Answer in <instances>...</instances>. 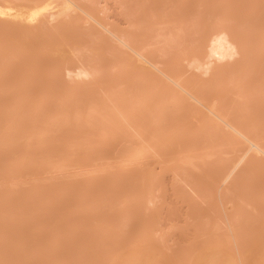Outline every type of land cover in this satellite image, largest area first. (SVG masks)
I'll use <instances>...</instances> for the list:
<instances>
[{
    "label": "rangeland",
    "instance_id": "obj_1",
    "mask_svg": "<svg viewBox=\"0 0 264 264\" xmlns=\"http://www.w3.org/2000/svg\"><path fill=\"white\" fill-rule=\"evenodd\" d=\"M198 1L199 3L205 2V0H202L203 2H201V0H101L100 3L97 1L99 5L90 6L88 9L109 31L116 30V32L119 31L121 35L124 33V36H126L127 34L126 37H128V35L131 36L132 39L130 40L131 37H129V40L135 42V44H133V42L131 43L136 45V49H141L139 50L140 53L141 51L143 53V55L142 53L141 55L143 57L145 56L144 58L147 60H151L152 63L154 62V64H160V66H157V64L156 66L159 69L161 68L162 71V68L166 67V71L171 73L169 67L171 68V65H175L172 67V74H169L172 75V77H179L181 81L184 79V82L187 81V83L195 87V89L200 86V82L198 83L199 86L194 85V81L197 78L202 80L206 76V80L204 79V81H207L210 75H204L201 72L197 73L194 69L191 70L189 67L190 64L188 66V63H190V60H192L195 54H199L202 58L206 53V49L208 51V45L205 44V42H209L211 38L210 35L212 36L213 32L216 33L225 29V26L231 29V33L233 28V33H236L235 31L238 30V34H240L241 28H245L244 30L246 31L242 29L243 35H245L244 38H251L247 40L248 42L245 41V43H248V46L246 45L247 53L245 57L243 55V58H241V60L243 59L242 62L240 60V63H243V68L240 70H243L241 72L234 69L233 75L238 73L240 78L246 77L247 79L245 78V80H249L250 83L253 82L255 86H252V84L249 85V81L247 82L250 88L249 96H246L248 87L241 86L240 84L242 82L239 84L241 86L240 89H246L244 98L238 96V94H240V96L243 94L240 93L241 90L237 89L239 86L230 87L229 90L234 88L231 90L233 94L230 93V91L225 93V99H228L227 101L230 100V104L228 102L229 106L226 105L227 101L225 99L222 104H225V107L228 109H236L237 111L244 106L241 108L239 114L242 115V111L244 114L248 111L246 115L249 116L250 119L252 115L256 116L262 110L257 113L256 108L250 105L254 108L255 113L254 111L250 112V106L248 105L251 102L253 103L252 100L256 99L257 95L261 94L262 97L264 95V92L263 94L261 92L262 90L258 91V88L264 87V85L260 86L264 81L261 82L260 80L261 83L257 84L255 81L256 78L253 79L251 76L250 80L249 77L244 76L245 74L249 75L252 71H255L254 73L256 75L258 73V71L256 73V70L264 66L261 63L264 61V58H260V63L257 62L261 65V67L256 65L257 68L260 67L258 69L253 67L251 61L253 57H259V55L264 53V40L262 41V38L264 39V16L262 17L263 20L262 18H259L260 20L257 18V15H264V0H248L249 2L247 0H215V3L209 0L212 1L211 4H214V6H211V4L208 5L209 9L204 7V3L201 5L203 8L201 6H199V8ZM209 1L206 0L205 4L207 5ZM216 2H219V5L223 3V7L226 6V12L222 6L218 7L222 9V12L219 11V9L216 8L218 5ZM2 3V0H0V264H115L116 262L114 263V260H118V257L124 259L128 254L132 255L134 251H139L141 247L142 250L145 248L146 250L149 249V251L152 248V252L146 250V252L141 251L142 254H144L143 252L149 255L151 253V255L155 257V264H190V258L194 255L196 250H199L198 248H200V246H202L200 249H203L204 243L206 245L208 242V244L213 243V246L218 247L220 245L221 249L224 247L222 249L223 253L227 251L228 253L226 252V254L231 255L232 259H234L237 264L240 256L243 257L244 255L248 260L253 257L252 254H254V257L258 256L259 252L257 249L262 246L261 243L264 245V243H260L259 240L260 238L264 241L263 184L258 185V183L256 184L253 182L257 187L261 186L260 189H258L251 183L253 181L251 178L254 176L253 172L250 173L247 171L248 173L246 175L248 176L249 174V176L244 177L246 170H250V167H252L248 164V169H243L245 172L242 171L239 175L237 173L241 171L236 172V170L235 175L237 174V176L233 177L232 175L233 178L240 176V178L236 179V181L238 180L237 182L240 181L239 179L243 178H248V180H241L242 184L239 182L236 188H232L235 186L232 182H235V179L231 177L229 182L232 184H228L232 186H227L228 184L224 185V189L221 186V179L225 176L224 174L228 172L227 166H229L230 169L231 163L238 160V158L244 154L248 147L247 144L240 141L237 136L232 134L229 130L224 133L227 129H223L224 127L221 123H219L223 127H221V129L218 124L215 125V120H212L211 116H209V114L207 115V112L202 110V108L200 109V107H197V112L202 110L203 113L201 111V115L206 117V119L211 118V121L214 122H208L206 129L200 130V126L198 124L195 125L197 122H194L192 125V122L195 120H190L188 124L191 122V128L188 127L191 129V133L193 131L192 128L195 127V134L192 133L191 135L190 133V135H188L189 133H185L189 132L182 128L184 127L183 124L186 126L188 125L185 119L189 120V112L192 111L193 113V111H196L195 107L197 105L177 91L178 89L175 85L171 84V82L164 77L162 78L160 74H158L159 72L148 63L139 59L131 53V51L129 52L127 48L116 41L114 42L115 39L106 30L98 27L94 22L87 20L79 12L71 13L69 19L51 22L48 15L54 10L47 11L46 15H43L38 10L33 11L30 9L31 7L28 5L19 4L5 7ZM258 4L261 7H256ZM183 5L185 8H182ZM229 5L230 9H233L230 12H233L232 14L228 12L230 10L228 9ZM187 7L189 8L188 10H183ZM204 8L210 11L208 14L218 11L219 15L217 13V15L205 14ZM253 8L257 11L256 13ZM260 8L263 11L262 13H260ZM158 9L160 11L156 12ZM181 11L187 12L182 13L187 17L186 20L180 15ZM156 13L159 16H157ZM254 13L255 15H253ZM220 14H222V16ZM225 14L227 16L232 15L233 17H230L234 19H229L230 17H227ZM166 16L172 19L169 20V18H167L170 23L166 19ZM193 16H196L198 20ZM199 16L200 18L202 17V20ZM242 16L249 19L247 21L245 20L246 22H244V24H241V22L246 18L243 19ZM156 17L159 19L157 20ZM163 17L164 19H162ZM251 17H256L259 22L261 21L260 26H258L257 22L255 26L254 21L256 19ZM180 18H183V22ZM138 21L141 22L139 23ZM213 21L219 25L215 24ZM219 21L222 26L224 25L223 27L220 25ZM232 21L235 23L234 25ZM66 22H71L70 27L65 29L57 27V25ZM158 22H160V24ZM163 22L169 23L170 25L166 24L171 28H166L164 25V27L161 26ZM177 22L179 24H177ZM155 23L158 24L156 25ZM171 23L175 24V26H171ZM192 23H195L197 27L191 26ZM230 23L232 24L229 26ZM158 25L161 26L159 27L160 29ZM206 25L209 28H207ZM235 25L238 26L236 27L237 29H235ZM155 27H157L156 31ZM177 27L178 29L180 28L182 32H185L187 28L184 34L189 36L187 37L185 35V37L178 29L175 30ZM203 27H205V31L206 28L208 31L202 32L201 30H203ZM161 28H165V31ZM190 28H193L194 31L196 30L195 35H193L194 33ZM29 29L30 32L28 31ZM169 29L171 30L169 31ZM188 29H190L192 33H190ZM254 30L255 32H252ZM168 31L170 32L167 34L168 37L174 33L169 37L171 40L166 37ZM176 31V34L180 33V35L185 37H181L183 43L181 39H178V35V37L175 36ZM247 32H249V34ZM160 33V38L166 37V39L171 41L170 44L176 39V42L173 43L175 47L173 46L174 48L172 47L171 49L172 45L167 42L168 40L164 42L166 39L162 41L168 43L167 45L165 44L167 48L163 47L165 45H162V41L157 35ZM200 33H202V35ZM206 35H208L209 38ZM246 35L251 36L247 38ZM199 36L203 38L202 42H200L201 39ZM184 39L185 41L187 40V43ZM197 39L200 40L198 41ZM195 42H200L201 44L196 45ZM175 43H177L176 45L178 46H176ZM203 43L206 45L204 49L202 48ZM77 46L93 49L94 51L92 52L90 50V52H92L90 54L89 51L86 52V54L83 52L82 54L84 57L81 55L78 59L74 54ZM196 47L201 48L195 50L194 48ZM164 48H166V50ZM180 51H182V54H180ZM188 51L190 53H187ZM161 54H163V56ZM185 54H189V56ZM262 56L264 57V55ZM249 57L252 59H249ZM258 60L259 58L256 59V61ZM79 61L81 63L84 62V65L89 62L87 64L91 67L95 65V68L101 72H99L100 77H96L92 80L85 79L83 81L76 78L73 79L72 77H70L72 78L70 79L69 76L67 77L66 71L74 70L76 66L80 64ZM233 62H235V60ZM233 62L231 64H233ZM253 62L255 65V60ZM223 63L225 65V61ZM245 63L247 66L248 64L250 66L247 67ZM227 64L228 62H226V65ZM226 67L227 66H225V68ZM261 72L263 71H260L258 74H261ZM258 74L256 76H258ZM195 75H197V78ZM233 77L235 78V75ZM263 77L262 75V80H264ZM125 78L128 79V84L130 83L128 85L130 86L129 90L128 86L125 87L127 85V79ZM191 78L196 79L191 82ZM237 78L236 75L235 79L239 81ZM261 78L259 77L257 80ZM257 85L260 87H257ZM122 88H124V90ZM174 88H176V90H174ZM252 88L256 91H252ZM121 90L125 92V94H123ZM107 91L110 93L108 96ZM127 91L131 94H128ZM175 91L180 93V96L178 94L176 95ZM145 93L149 96L147 94L145 95ZM235 93H237V95H235ZM127 95L130 97L133 95L134 101ZM181 95H183L184 98ZM212 95L210 94L209 96ZM163 96L164 98L166 97V101L162 99V102L161 98H163ZM171 96H178L177 98L180 99L181 97L182 100L186 99L185 101L189 102H187L188 104H183L184 101L183 103L181 102V105L178 106V111V109L174 107V101H171L173 100ZM235 96H238L236 98L237 100L234 98ZM252 96L255 98L252 99ZM261 96L259 95L258 98ZM144 97L146 102L143 101ZM262 97L261 99L263 100L264 97ZM245 98L248 100L251 99V101L244 100ZM127 99H129L130 102H128ZM136 99L139 101H135ZM140 99H142L143 102ZM260 100L258 99V101ZM243 101H247L248 105ZM258 101L256 99L255 102L258 104ZM111 102L119 105V108L117 105L111 107ZM238 102H241V105H239ZM262 102L264 103V100ZM193 104L195 106H193ZM257 104L253 105L256 106ZM127 105L129 106L127 107ZM230 105L233 106V108H229L231 107ZM258 105H260V103ZM245 106L249 108H246V110ZM113 107L117 108V112L122 110L120 115L115 112ZM182 107L185 108L186 111H189L187 108L190 109L189 112L184 111L188 113L186 114V116L188 115L187 118L184 117L185 114L178 113L181 112L180 110H182ZM68 108H72V110ZM129 108L133 112V117L131 115L130 118L131 123L133 125H137L138 123L140 126V131L137 136L133 135L130 132L131 130L127 128L124 122L121 123L119 118V116ZM259 109H262V107H259ZM259 109H257V111H259ZM112 110L116 114L110 112ZM68 112L70 114H68ZM72 112L75 114L74 117ZM158 112L159 114L161 113V116L158 115ZM204 114H206V116ZM262 114L261 116L264 117V112H262ZM157 115L158 120L160 117L161 123H159L160 121L156 122L155 117ZM166 116H168L167 120H165ZM174 116L178 118H174ZM259 116L260 115L257 117L259 118ZM172 119H176L177 121ZM88 121L91 122V125L88 124ZM162 121L163 125L161 126ZM255 121H258V119L253 117V122L255 123ZM258 122L261 124L260 121ZM141 123L143 124L140 125ZM168 123L171 126H169ZM174 123L175 126H178V128L176 127L177 129L174 128ZM177 123L178 125H176ZM179 124H181L182 127L179 126ZM211 124L213 125L212 127L209 126ZM262 124H264V122ZM208 126L209 128L217 126L218 128H214V130H219L216 132L213 130V132L216 133L217 137L219 136V139L223 138L221 144L224 145L221 146L219 144V139L214 138L215 141L217 140L218 142H216V144H219V146H216L218 148L214 149L215 151L220 149V152L218 151L220 155L217 154L219 156L215 154L218 152L210 150V145H212V143H210L209 146V143H206L210 141L205 140L208 136L207 132L212 130H207ZM170 128L174 129L171 131ZM198 128L201 134L196 133ZM178 129L181 130L180 133L177 131ZM222 129L225 131L223 132ZM29 130L31 132H29ZM163 130L166 133L163 132ZM168 130L170 132H168ZM174 130H176V133ZM172 132L174 133L173 135ZM223 133L226 134L225 137H223ZM27 134H29L30 137H27ZM164 134L168 135L164 136ZM160 135H162V137ZM231 135L234 136L231 137ZM262 138L261 145L264 144V142L262 143V141H264V135ZM143 139L146 141L148 140L147 142L153 145V147L151 146L153 149L149 151L148 147L146 153L149 152L147 154L144 153V157H141L142 159L140 158V160L138 159L136 162L134 161L129 164L121 165L124 156L129 155L131 149L133 151V149L141 147ZM226 139L229 142L226 143ZM235 141L240 144L238 145L237 142L234 143ZM163 142L167 144L164 145ZM195 142H200V146L197 147L199 145L198 143V145L196 144L197 146L194 145L193 143ZM228 143H230V145ZM162 144L163 146H160ZM191 144H193L194 147ZM189 145L193 147L190 152L188 150L191 149V147L188 148ZM225 145L230 147H225ZM242 145H246L247 147L244 146L246 149H244ZM214 146L211 148L213 149ZM206 147H208V149ZM233 147L235 148L234 150ZM222 148L225 150H222ZM230 149L233 150V155H231L232 152ZM240 149L242 151L239 153ZM193 150L195 151V153H193L194 156L191 153ZM127 152L129 154H127ZM183 152L187 153L184 154ZM226 152H230V156L227 155L228 153L225 155ZM188 153L189 156H186ZM207 154L213 155L212 158L208 159L210 156ZM182 155L186 157L182 158ZM249 156H252L253 159H250V161L247 158V160L253 165L255 163L254 166L256 168L257 166L259 167V165H263V163L260 164L261 160L257 162L260 158H262V162H264L263 154L254 156L251 154L247 157ZM189 157L193 158L189 161L191 165L188 162V159H190ZM255 158V161L259 163L257 166L256 162L253 161ZM118 159H121L120 162ZM231 160L232 162L229 163ZM247 160L245 158L246 162ZM246 162L244 163L246 164ZM193 163L198 167L194 165L195 168L192 167ZM245 164H242L243 167ZM53 166H57V168L55 169ZM254 166L251 169L255 170ZM52 168L55 169L56 172L53 171ZM262 169L264 170V168ZM254 172H259L260 175H262L259 170H255ZM258 175L259 174L255 176L257 182H260L263 176H259L260 179L258 180ZM186 176H190V179ZM219 176L220 178H218ZM191 177L196 180L201 179L200 186L203 188L202 194L203 192L204 194L207 193V187L211 191V183H214L212 184V187H216L212 191L214 194L208 191V194L212 193L211 198H209L210 195L208 194L205 196L204 194H200V196L197 192L198 190H196L195 193L192 192V186H199V182L196 184L197 181L195 180L196 182H194ZM215 178H218L216 182L218 186L215 182H211V180H215ZM202 179L205 181L207 180L210 185L207 186L208 183H206V181L204 188V180ZM256 179L254 180L255 182ZM191 180L192 182H190ZM248 181H250V183H248ZM181 182H184L183 185ZM193 182L195 184H193ZM261 182L264 183V180ZM188 185L192 189L188 188ZM226 187L232 189V193H234V189H236L235 193H230V189L228 190ZM254 187L257 193H255ZM196 188L198 187L194 186V190ZM220 188L223 195H221L222 192ZM218 189L220 191L216 193L215 191ZM258 190L263 193H258ZM197 193L198 195H196ZM226 193L228 195L230 193L231 195L227 196ZM229 200L231 202H229ZM233 200L235 204L232 202ZM227 201L230 204L227 203ZM222 202L223 206L221 205ZM236 204L238 206L237 212L233 211L234 205L236 207ZM236 209L237 207L235 210ZM231 211L232 216L228 218L230 216L229 212L231 213ZM225 216L229 220H226ZM234 216L236 217L234 218ZM226 224L229 226L227 227ZM230 225L234 228H231ZM238 225L241 228H238ZM247 227L250 228L249 230L251 231V234H247L255 238L257 236L259 243L257 242V238L255 241V238L250 236L251 239H254L252 242L250 238V240L246 239L249 235L247 236L246 234V237L245 232L243 234V231H239V229L242 230ZM232 231L234 233L238 231L240 234L235 235ZM245 231L249 232L248 230ZM233 234L235 235L234 237H232ZM239 235L245 238L243 239V241L246 240L245 243L248 242L246 246L242 245V243H244L243 241L242 243L240 242L241 245L238 243V245L236 244V239L237 241L238 239H240L239 241L242 240V238H239ZM225 238H227L229 242H227V240L225 241ZM233 238L235 239L233 240ZM213 241L217 243L214 244ZM256 242L260 244V247L258 245L256 246ZM237 246L240 248H238L237 251H240L244 247L242 253L241 251L236 252ZM247 246H249L247 249L250 250L245 249ZM254 247H257V249ZM131 251H133L132 254L130 253ZM141 251L134 254H140ZM244 251H248L251 254ZM237 253H241V255L237 257L239 255ZM248 255H250V258ZM259 256L262 257L260 254ZM245 258L243 259L244 261ZM251 260L249 261L253 263L256 261L255 258Z\"/></svg>",
    "mask_w": 264,
    "mask_h": 264
},
{
    "label": "bare ground",
    "instance_id": "obj_2",
    "mask_svg": "<svg viewBox=\"0 0 264 264\" xmlns=\"http://www.w3.org/2000/svg\"><path fill=\"white\" fill-rule=\"evenodd\" d=\"M97 1H98V3H100V1L101 0H2V4L3 5H5V7H10V6H13V5H19V4H24V5H28L29 7H31L30 9H32L33 11H36V10H38V11H40L41 12V14H43V15H46V12L47 11H50V10H54V11H52L49 15H48V18H49V20L51 21V22H58V21H61V20H66V19H69V17H70V14L71 13H75V12H79L84 18H86L87 20H90V21H92V22H94L98 27H101L102 29H104V30H106L115 40H114V42L116 41L117 43H119L120 45H122L123 47H125V48H127L128 50H129V52L131 51V53H133L135 56H137L139 59H141V60H143V61H145L146 63H148L152 68H154L156 71H158L159 73L158 74H160V76L163 78H165L166 80H168L169 82H171V84H173V85H175V87L178 89L177 91H179L180 93H182L187 99H189V100H191L195 105H197L195 108H196V111H193V113H192V111H190V109L189 108H187L189 111H186V109L185 108H183L182 107V110H180L181 112H178V113H182L183 115L185 114V118H187V116L189 115L190 116V118H189V120L188 119H185V121L187 122V124H188V121H190V120H195V121H193L192 122V125L194 124V122L196 123L195 125H199L200 126V130H202V129H206V125H208L207 123L209 122L210 123V121H211V118H212V120H215V125L216 124H218L219 126H220V129H221V127H222V125H223V129H227L226 131L225 130H223V132L224 133H226V132H228V130L232 133V134H234L235 136H237V138L240 140V141H243L245 144H247V146L246 145H244V146H246L247 147V149L244 147V149H246L245 150V152H244V154L240 157V158H238V160H236L235 162L233 161L232 162V160L231 161H229V163H231V167H230V169H229V166H227V168H228V172L226 173V174H224L225 176L223 177V176H221V177H223L222 179H221V186L223 187L224 185H227L228 183H230V184H232L231 182H229V180H230V178L232 177V175H233V177L234 176H237V174H241L242 173V171H244L243 169H248V164H249V166H254L255 165V163H254V165L250 162L251 160L250 159H253L252 158V156H249V157H247L248 155H257V154H263L264 155V147H263V145H261V140L263 139L262 138V136L264 135L263 133H264V127H263V125L264 124H262L263 122H264V117L263 116H261V114H262V112H264V108H263V106H264V103L262 102L263 100H264V95H263V97L261 96V94H259L262 98H263V100L261 99V97L260 98H258V96L259 95H257V101H258V99L262 102H260V101H258L259 103H260V105H258L255 101H256V99H254L255 97L254 96H252V99H254V100H252L253 101V103L251 102L249 105H248V103H247V101H251V99L250 100H248V99H244V100H247V101H245L246 103H247V105L248 106H253L254 108H256V112L258 113V112H260V110H262L259 114H257L256 116L254 115H252V117L250 118V119H252V120H250L249 119V116H247L246 114H247V112L244 114V112L242 111V115L241 114H239L240 113V110H241V108H243V107H241L240 108V110H236L235 108V110H232V109H228L227 107H225V104H222L223 102H224V99H225V93H228L229 91H230V93H232L233 94V91L231 92V90L232 89H234V88H231V90H229V88L230 87H236V86H239V87H237V89H239V90H241V94H242V96H240V94H238V96L239 97H243L244 98V95H245V90H244V88H241L240 89V87L241 86H243V87H245V86H247L248 87V81L249 80H245V78H240V76H238V73H236V74H234L235 75V78H236V75H237V80H239V81H236V79L233 77L234 75H233V70L234 69H237V70H239V71H241L242 72V70H240L241 68H243V63H240V60H241V58H243V55H244V57H245V55H246V53H247V46H248V43H245V41L246 42H248L247 40H249L250 38H249V36H251V35H246V37L247 38H249V39H245L244 38V36L245 35H243L244 33H243V30L245 29V28H241V31H240V34H238L237 32H239L238 30H236L235 32L236 33H233L234 32V28L232 29V33H231V29H229V27L228 26H225V29H222V30H220V31H218V32H216V33H214L213 32V34H212V36L210 35V39H209V44L207 43V42H205V44H207L208 45V51H207V49H206V53L204 54V56L201 58V56H199V54H195V56H193V58H192V60H190V58H189V60H190V63H188V66H189V64H190V69L191 70H193L194 69V71H197V73L199 72H201L202 74H204V75H210L209 77L210 78H208V80L207 81H204V79L206 78V76H205V78L204 79H199V78H197V75H195L196 76V80H198V81H196L195 79H192L191 80V82L193 81V80H195L194 82L197 84H195L194 83V85L195 86H199V88H197V89H199V90H197V89H195V87H192L191 85H189L188 83H187V81L186 82H184L185 80L183 79L182 81L180 80V78L179 77H177L176 75V77H172V75H170V74H172V67H174L175 65H171L172 67L170 68L169 67V69L171 70V73L169 74L168 73V71H166V67L165 68H162L163 69V71L161 70V68L159 69L157 66L159 65L160 66V64H158V63H155L154 64V62L152 63L151 62V60L149 61V59L147 60L146 58H144L142 55H143V53H142V51H141V53H142V55H141V53H140V51L139 50H141V49H139L138 50V48L136 49V45H133V44H135V42H133V40L132 41H130L131 39H132V37L131 36H129L128 35V37H126L127 36V34H126V36H124V33L121 35V33L119 34V31L118 32H116V30H114V31H109L107 28H106V26L103 24V23H101V22H99L98 20H97V18H96V16H94L91 12H90V10L88 9L90 6H94V5H96V4H98L97 3ZM209 1V0H208ZM213 2L215 1V0H212ZM212 1H209V3L206 5L205 4V2H206V0H205V2H203L202 0H201V2H203L204 3V7H206L207 9H209V7H208V5H210L211 4V2ZM232 1V0H231ZM248 1V0H247ZM249 2V1H248ZM198 3H199V1H198ZM203 3H199L198 4V7L199 6H201V5H203ZM215 3V2H214ZM218 3V5H217V9H219V11H221L222 12V9L221 8H218L219 6H222L223 7V3H221L220 5H219V2H216V4ZM195 4H196V1H195ZM231 4V3H230ZM99 5V4H98ZM225 5V4H224ZM161 6V5H160ZM211 6H214V4H211ZM157 7V6H156ZM202 8H203V6H201ZM225 7L226 6H224L223 7V9H224V11L226 12V10H225ZM229 8L228 9H230V5L228 6ZM256 7H261L259 4H258V6L256 5ZM158 8V7H157ZM161 8V7H160ZM182 8H185L184 7V5H183V7ZM200 8V7H199ZM206 8H204V12H206L205 14H208L210 11L208 10L207 11V9ZM212 8V7H211ZM153 9L155 10V8H154V6H153ZM189 8L187 7L186 9H183V10H188ZM221 9V10H220ZM228 9H227V11H228ZM261 9V8H260ZM151 10H152V8H151ZM150 10V11H151ZM153 10V11H154ZM202 10V9H201ZM201 10H200V12H201ZM211 10V9H210ZM233 9H230L228 12L230 13L231 11H232ZM253 10L255 11V13L257 12L256 10H255V8H253ZM259 10V9H258ZM159 12L160 10L158 9V10H156V12ZM185 11H181V16H183L184 17V19L186 20V18L187 17H185L182 13H187V12H185ZM203 11V10H202ZM213 11H214V9H213ZM155 12V11H154ZM199 12V13H200ZM225 12H223V13H225ZM227 12V13H228ZM260 12V11H259ZM263 11H262V9H261V12L260 13H262ZM151 13V12H150ZM161 13V12H160ZM198 13V14H199ZM203 13V12H202ZM218 14V11L217 12H212V13H210L211 15L212 14H215V15H217ZM233 13V12H232ZM232 13H230V14H232ZM255 13L253 14V15H255ZM259 13V14H260ZM153 14V13H152ZM168 14V13H167ZM205 14L203 13V15L205 16ZM210 14H208V15H210ZM245 14V13H244ZM264 14V13H263ZM156 15L157 16H159L157 13H156ZM207 15V16H208ZM219 15V14H218ZM221 16H222V14H220ZM226 15V14H225ZM247 15V14H246ZM260 15H262V14H260ZM260 15H257L258 17V19L259 18H262L264 15H262V16H260ZM152 16V15H151ZM154 16V15H153ZM171 16V15H170ZM181 16H179V17H181ZM201 16V15H200ZM200 16H199V18H200ZM227 16V15H226ZM229 16V15H228ZM227 16V17H228ZM230 16H232V15H230ZM229 16V17H230ZM149 17V16H148ZM162 17V16H161ZM173 17V16H172ZM193 17H195L196 19H197V17L196 16H193ZM206 17V16H205ZM212 17V16H211ZM211 17H209V18H211ZM220 17V16H219ZM223 17H224V15H223ZM221 17L222 19H224V18H226V17ZM233 17V16H232ZM235 17V16H234ZM157 18V17H156ZM167 18H169L168 16H166V19ZM188 18H190V17H188ZM213 18V17H212ZM216 18V17H215ZM242 18L244 19V18H246L245 16L243 17L242 16ZM251 18H253V17H251ZM159 18H157V20H158ZM162 19H164V17L162 18ZM178 19V18H177ZM176 19V20H177ZM183 19V18H182ZM181 18H180V20H182ZM194 19V18H193ZM201 20H202V17L200 18ZM199 19V20H200ZM220 19V18H219ZM229 19H234V18H229ZM242 19V20H243ZM253 19H256V17H254ZM258 19H256L254 22V25L256 26V24L258 23V26H260V22L258 21ZM161 20V19H160ZM168 20V19H167ZM169 20H172L171 18H169ZM168 20V21H169ZM174 20V19H173ZM179 20V19H178ZM184 20V21H185ZM188 20V19H187ZM198 20V19H197ZM208 20H213V19H208ZM225 20V19H224ZM224 20H222V21H224ZM226 20H227V18H226ZM235 20H236V18H235ZM234 20V21H235ZM247 20H249V19H244V21L243 22H241V24L243 23L244 24V22H246ZM260 20V19H259ZM262 20H263V18H262ZM142 21V20H141ZM140 21V22H141ZM155 21V20H154ZM165 21V20H164ZM175 21V20H174ZM190 21H192V20H190ZM194 21H195V19H194ZM204 21V20H203ZM216 21V20H215ZM215 21H213L214 23H215ZM218 21V20H217ZM231 21V20H230ZM253 21V20H252ZM139 22V21H138ZM139 22V23H140ZM151 22V21H150ZM161 22H162V20H161ZM181 22V21H180ZM182 22H183V20H182ZM193 22V21H192ZM212 22V21H211ZM210 22V23H211ZM220 22V21H219ZM236 22V21H235ZM257 22V23H256ZM154 23V22H153ZM159 24H160V22H158ZM158 23H155L156 25L158 24ZM167 23V22H166ZM164 23L163 22V24H161V26H166V28H171L170 26L168 27V25H170L169 23H170V21H169V23ZM174 23V22H173ZM173 23H171V26L172 25H174L175 26V24H173ZM176 23V22H175ZM187 23H189V22H187ZM206 23H208V22H206ZM232 23H233V25L235 24L233 21H232ZM232 23H230L229 24V26L232 24ZM70 24H71V22H66V23H61V24H59V25H57V27H59V28H68V27H70ZM152 24V23H151ZM177 24H179L178 22H177ZM182 24V23H181ZM195 23H192V25L191 26H196V24H197V22H196V24L194 25ZM200 24H201V21H200ZM202 24H204V23H202ZM209 24V23H208ZM215 24H218V23H215ZM198 26H199V24H197ZM219 25V24H218ZM220 25H221V22H220ZM228 25V24H227ZM232 25V26H233ZM236 25H237V23H236ZM235 25V29H237L236 27H238V26H236ZM240 25V24H239ZM246 25V24H245ZM247 25H248V22H247ZM252 25V24H251ZM153 26H154V24H153ZM161 26H159L158 25V28L159 27H161ZM163 26V27H164ZM173 26V27H174ZM184 26V25H183ZM200 26H202V25H200ZM207 26V25H206ZM210 26V25H209ZM222 26V25H221ZM224 26V25H223ZM222 26V27H223ZM241 26V25H240ZM244 26V25H243ZM253 26V25H252ZM251 26V27H252ZM254 26V27H255ZM108 27V26H107ZM172 27V28H173ZM180 27H181V25H180ZM186 27V26H185ZM197 27V26H196ZM227 27V28H226ZM246 27V26H245ZM250 27V28H251ZM207 28H209L208 26H207ZM207 28H206V31H208L207 30ZM211 28V27H210ZM215 28H216V26H215ZM248 28V27H247ZM246 28V29H247ZM256 28V27H255ZM160 29V28H159ZM163 31H165L163 28H161ZM176 29H178V27L177 28H175V30ZM187 29V28H186ZM186 29H185V32H186ZM190 29H192V32L194 33L193 35H195L196 33H195V31H194V29L193 28H190ZM190 29H188V31L190 32ZM243 29V30H242ZM157 30V27H155V31ZM166 30H168V29H166ZM171 29H169V31H170ZM174 30V31H175ZM179 31H180V33L181 34H183L184 36L186 35V34H184L185 32L183 31H181L180 30V28L178 29ZM182 30H183V28H182ZM200 30V29H199ZM218 30V29H217ZM29 32H30V29L28 30ZM168 31V33H166V37H168L167 36V34H169L170 32ZM202 32L203 31H205V27H203V30H201ZM205 31V32H206ZM244 31H246V30H244ZM158 32V31H157ZM162 32V31H161ZM192 32H190V33H192ZM252 32H255V30L254 31H252ZM252 32H250V33H252ZM264 32V31H263ZM177 33V31L175 32V36H177L178 37V39L180 40L181 39V37H184V36H182V35H180V33H178V34H176ZM188 33V32H187ZM248 34H249V32H247ZM247 33H245V34H247ZM163 34V33H162ZM172 34H174V33H172ZM171 34V35H172ZM189 34V33H188ZM201 35H202V33H200ZM207 34V33H206ZM237 34V35H236ZM254 34V33H253ZM158 35V37L160 38V36H161V33L160 34H157ZM160 35V36H159ZM171 35L169 36V37H171ZM199 35V34H198ZM204 35V34H203ZM163 36V35H162ZM165 36V35H164ZM187 37L189 36V35H186ZM185 36V37H186ZM207 37H208V35H206ZM129 37H131L130 38V40H129ZM154 37V36H153ZM157 37V36H156ZM157 37V38H158ZM166 37L165 38H160V40L162 41H164V39H166ZM168 37V38H169ZM176 37V38H177ZM184 37V38H185ZM200 37V36H199ZM198 37V38H199ZM156 38V39H157ZM209 38V37H208ZM2 39V38H1ZM170 39V38H169ZM169 39H166L164 42H166L167 40V42H169V44H170V40ZM201 39V40H200ZM200 42H202V39L203 38H201L200 37ZM174 40V39H173ZM172 40V41H173ZM182 41V43H183V39H181ZM198 40V39H197ZM198 40V41H199ZM206 40V39H205ZM204 40V41H205ZM264 39L262 38V41H263ZM154 41H155V39H154ZM162 41V45L164 44H168V43H164ZM184 41H185V39H184ZM131 42H133V44L131 43ZM174 42H176V39L173 41V43ZM179 42V41H178ZM186 43H187V40L185 41ZM184 42V43H185ZM200 42H195L196 43V45H198V44H201ZM152 43H153V41H152ZM173 43H171L170 45H172L171 46V49H172V47L174 46V44ZM180 43V42H179ZM185 43V44H186ZM194 43V44H195ZM118 44V45H119ZM160 44V43H159ZM177 43H175V45H176ZM181 44V43H180ZM184 44V45H185ZM191 44V43H190ZM189 44V45H190ZM204 43H203V49H204V46L206 47V45H205ZM158 45V44H157ZM161 45V46H162ZM166 45L165 46H163V47H166ZM188 45V46H189ZM192 45V44H191ZM195 45V46H196ZM247 45V46H246ZM160 46V47H161ZM169 46V45H168ZM176 46H178V45H176ZM179 46H181V45H179ZM186 46V45H185ZM200 46V45H199ZM175 47V46H174ZM173 47V48H174ZM194 47V46H193ZM122 48V47H121ZM167 48V47H166ZM166 48H164L165 50H166ZM169 48H170V46H169ZM168 48V49H169ZM180 48V47H179ZM184 48V47H183ZM187 48V47H186ZM198 48H201V47H196V48H194L195 50L196 49H198ZM161 49V48H160ZM167 49V50H168ZM182 49V48H181ZM185 49V48H184ZM184 49H183V51H184ZM193 49V48H192ZM202 49V50H203ZM90 50L91 49H86L85 47H81V46H77L76 48H75V56L79 59V57L82 55V57H84V55L82 54L83 52H85V54H86V52H88L89 51V54L90 53H92L94 50L92 49L91 51L92 52H90ZM165 50H163V51H165ZM172 51V50H171ZM199 51V50H198ZM197 51V52H198ZM161 52V51H160ZM167 52V51H166ZM181 53L180 54H182V51H180ZM196 52V53H197ZM248 52H249V50H248ZM185 53H186V50H185ZM187 53H190L189 51L187 52ZM95 54V53H94ZM167 54H168V52H167ZM183 54H184V52H183ZM162 56H163V54H161ZM169 55V54H168ZM186 55V54H185ZM185 55H184V58H185ZM193 55V54H192ZM197 55V56H196ZM262 55H264V53L262 54ZM262 55H259V57L258 56H255V57H253V59L251 58V57H249V59L251 58L252 60V63H253V67H255V69H258V68H260L261 67V65H259V61H261L260 60V58H264ZM167 56V55H166ZM186 56H189V54L188 55H186ZM249 56V55H248ZM192 57V56H191ZM247 57V56H246ZM254 58H256V59H258L259 58V60L258 61H256V59H254ZM80 59H82V58H80ZM187 59V58H186ZM235 60V62H233ZM243 60V59H242ZM242 60H241V62H242ZM255 60V65H254V61ZM225 61V65H224V62ZM231 61V62H230ZM238 62V64H237V62ZM249 61V60H248ZM85 62H87V61H85ZM186 62V61H185ZM226 62H228V64L226 65ZM230 62V63H229ZM233 62V64H231ZM246 62H247V59H246ZM257 62H259V63H257ZM79 65H77L76 66V68L74 69V70H67L66 71V75H67V77L69 76V78L70 77H72L73 79H80V81L82 80H87V79H95L96 77L97 78H99L100 77V70H97L95 67V65H93L92 67L90 66V65H88L87 63H89V62H87L86 63V65H84L83 63H81L80 61H79ZM262 63V65H264V61L263 62H261ZM156 64H157V66H156ZM220 64H221V66H220ZM230 64V65H229ZM246 64V63H245ZM121 65V64H120ZM222 65H224V66H222ZM233 65H236V66H233ZM240 65V66H239ZM256 65H259L260 67H256ZM90 66V67H89ZM119 66V65H118ZM186 66H187V64H186ZM225 66H227L226 68H225ZM233 66V67H232ZM246 66H247V64H246ZM250 65L248 64V66L247 67H249ZM116 67V66H115ZM162 67V66H161ZM188 67V68H189ZM222 67V68H221ZM240 67V68H239ZM117 68H119V67H117ZM168 68V67H167ZM176 68V67H175ZM229 68V69H228ZM244 68H245V66H244ZM189 69V70H190ZM247 69H249V68H247ZM175 70V69H174ZM173 70V71H174ZM188 70V71H189ZM250 70H251V68H250ZM249 70V71H250ZM252 70H254V69H252ZM246 71V70H245ZM248 71V70H247ZM257 71H258V73H260V71H263V72H261V74H258L257 73ZM100 72V73H99ZM175 72V71H174ZM192 72V71H191ZM230 72H232V73H230ZM255 71H252L249 75H247V74H245L244 76H247V77H251L252 76V78L253 79H255L256 78V82H257V84H259V83H261L262 81H264V80H262V75L264 76V66H263V68H260L259 70H256V73L258 74V76L261 78V79H259V80H257L259 77L258 76H256L255 75V73H254ZM176 73H179V72H176ZM193 73V72H192ZM196 73V74H197ZM240 73V72H239ZM246 73V72H245ZM254 74V77H253V74ZM99 74V75H98ZM175 74V73H174ZM125 75H127V74H125ZM194 75V74H193ZM192 75V76H193ZM199 75V74H198ZM229 75V76H228ZM233 75V76H232ZM243 76V77H244ZM199 77H201V76H199ZM202 77H204V76H202ZM234 78V80H233V78ZM72 78H70V79H72ZM128 78V77H127ZM127 78H125V79H127ZM161 78V79H162ZM232 78V79H231ZM129 79H130V76H129ZM242 81H241V80ZM247 79V78H246ZM263 79H264V77H263ZM91 80H89V81H91ZM97 80V79H96ZM162 80H164V79H162ZM201 80V81H200ZM206 80V79H205ZM244 80V81H243ZM250 80H251V78H250ZM260 80H261V82H260ZM97 81H99V80H97ZM125 81V80H124ZM133 81H135V80H133ZM226 81H227V83H226ZM246 81V82H245ZM253 81V80H252ZM251 81V82H252ZM92 82V81H91ZM93 82H96V81H93ZM127 85L125 86V87H127L129 84H128V79H127ZM126 82H124V83H126ZM129 82H130V80H129ZM165 82V81H164ZM200 82V84L198 85V83ZM202 82V83H201ZM242 82V83H241ZM244 82H245V84H244ZM123 83V84H124ZM168 83V82H167ZM241 83V84H240ZM249 83H250V81H249ZM255 83V82H254ZM264 83V82H263ZM261 84L260 86H262V85H264V84ZM94 84V83H93ZM98 84H99V82H98ZM98 84H96V85H98ZM123 84H121V85H123ZM134 84V83H133ZM132 84V85H133ZM170 84V85H171ZM241 86H240V85ZM252 84V86H255V85H253V82L252 83H250L249 85H251ZM95 85V84H94ZM260 86H258L257 85V87H260ZM129 88H128V90L130 89V86H128ZM133 87V86H132ZM132 87H131V89H132ZM176 88H174V90H176ZM249 88L250 87H248L247 89H248V93L246 94V96L249 94ZM120 89V88H119ZM123 90H124V88H122ZM105 90H108V89H105ZM207 90H209V91H207ZM252 91H256V90H253V88L251 89ZM262 90V91H261ZM264 90V87L262 88V87H260V88H258V91H261L262 92V94H263V91ZM108 91H112V90H108ZM108 91H107V96H108V94H110V93H108ZM119 91V90H118ZM122 91V90H121ZM126 91V90H125ZM177 91H175L176 92V95L178 94H180V93H177ZM226 91V92H225ZM235 91V90H234ZM237 91V90H236ZM209 93V95L211 94H213L212 96H209L208 95V93ZM210 92H213V93H210ZM112 93V92H111ZM122 93L123 94H125V92H123L122 91ZM127 93H128V91H127ZM126 93V94H127ZM229 93V94H230ZM118 94V93H117ZM128 94H131V93H128ZM144 94V93H143ZM147 93H145V95H146ZM207 94V95H206ZM250 94H251V91H250ZM257 94H258V92H257ZM148 95V94H147ZM183 95H181V96H183ZM235 95H237V93H235ZM253 95V94H252ZM254 95H256V94H254ZM105 96H106V91H105ZM128 96V95H127ZM139 96V95H138ZM149 96V95H148ZM148 96H147V98H148ZM180 96V95H179ZM184 96H183V98H184ZM238 96H235L234 98L236 99ZM249 96V95H248ZM110 97V96H109ZM112 97V96H111ZM128 97H130V96H128ZM172 97V96H171ZM178 97V96H177ZM177 97H175V96H173L172 97V99L173 100H171V101H174L173 103H174V107L175 108H177L178 109V111H179V108H178V106L179 105H181V102L183 103V101H184V103L183 104H186L187 102H189V101H185V100H182V98L180 97V99L179 98H177ZM228 97V96H227ZM226 97V98H227ZM107 98V97H106ZM122 98V97H121ZM130 98H132V100L134 99L133 98V95L130 97ZM141 98H142V95H141ZM150 98H152V97H150ZM150 98H149V100H150ZM160 98V97H159ZM208 98H210V99H208ZM233 98V99H234ZM108 99V98H107ZM124 99H125V96H124ZM165 100L166 99V97L164 98V96H163V98H161V101L163 102V100ZM167 99H169V98H167ZM233 99H231V100H233ZM234 99V100H235ZM117 100V99H116ZM128 100V102H130V100L129 99H127ZM131 100V101H132ZM141 101H142V99H140ZM146 99H145V97H144V99H143V101H145ZM226 100V99H225ZM228 100V99H227ZM226 100V101H227ZM237 100V99H236ZM134 101V100H133ZM135 101H139V100H135ZM142 101V102H143ZM166 101V100H165ZM226 101H225V103H226ZM109 102V101H108ZM114 102V101H113ZM146 102V101H145ZM228 102H229V104H230V100L229 101H227V104L226 105H228ZM244 102V101H243ZM244 102V103H245ZM112 103V102H111ZM117 103H118V101H117ZM122 103V102H121ZM191 103V102H190ZM233 103H235V102H233ZM244 103H243V105H244ZM127 104V103H126ZM171 104H172V102H171ZM188 104V103H187ZM193 104V106H195ZM236 104V103H235ZM238 104L239 105H241V102L239 103L238 102ZM253 104H257L256 106L255 105H253ZM262 104V105H261ZM115 106V105H117V104H114V103H112V105H111V107L112 106ZM130 105V104H129ZM129 105H127V107L129 106ZM221 105H224V106H221ZM246 105V106H247ZM118 106V108H119V105H117ZM121 106H122V104H121ZM120 106V107H121ZM185 106V105H184ZM229 106V105H228ZM231 106V105H230ZM245 106V109L246 108H249V107H246ZM250 106V112L251 111H254V108H252ZM258 106V107H257ZM68 107H70V106H68ZM125 107V106H124ZM190 107V106H189ZM197 107H200V109L202 108V110H204L205 112H207V115L209 114V116H211V118L209 119V118H207L206 119V117H204V116H202L201 115V111L202 110H200L199 112H197ZM259 107L261 108L262 107V109H259ZM73 108V107H72ZM72 108H70L71 110H72ZM114 109H115V112L117 113V114H119L120 115V112L122 111H116L117 110V108H115V107H113ZM113 108H111V109H113ZM126 108V107H125ZM130 108H131V106H130ZM127 109V110H125L124 111V113L123 114H121V116H119V118H120V121H121V123L122 122H124L125 124H126V126H127V128H129L131 131V133L133 134V135H135V136H137L138 135V133H139V129H140V126L138 125V123H137V125H133L132 123H131V120H130V118H131V115H132V117H133V112H132V110L131 109ZM174 108V109H175ZM195 108H194V110H195ZM229 108H233V106H231V107H229ZM64 109H65V107H64ZM69 109V108H68ZM69 109V110H70ZM176 109V110H177ZM183 109H185V110H183ZM191 109H193V108H191ZM226 109V110H225ZM253 109V110H252ZM257 109H259V111H257ZM68 110V111H69ZM120 110V109H119ZM162 110V109H161ZM229 110H231V111H229ZM244 110V109H243ZM247 110V109H246ZM249 110V109H248ZM63 111V110H62ZM65 111V110H64ZM67 111V110H66ZM183 111V112H182ZM189 112L190 114H188V113H185V112ZM86 112H88V111H86ZM110 112H112V113H115V112H113V110L112 111H110ZM132 112V113H131ZM163 112V111H162ZM174 112V111H173ZM67 113V112H66ZM73 113V112H72ZM115 113V114H116ZM172 113V112H171ZM202 113H203V111H202ZM254 113H255V111H254ZM68 114H70L69 112H68ZM74 114V113H73ZM93 114V113H92ZM161 114V113H160ZM159 114V112H158V115L159 116H161ZM173 114V113H172ZM176 114V113H175ZM186 114H188L187 116H186ZM62 115V114H61ZM72 115V114H71ZM158 115L155 117L156 118V122H159V123H161V119H160V117H159V120H158ZM165 115V114H164ZM205 116H206V114H204ZM231 115V116H230ZM258 115H260L259 116V118L261 117L262 119H263V122H262V119L260 118H258L257 116ZM263 115V114H262ZM75 116V114L73 115V117ZM87 116H89V115H87ZM86 116V117H87ZM244 116H246V117H244ZM90 117H91V114H90ZM164 117V116H163ZM168 116H166V119L165 120H167L168 118H167ZM172 117V116H171ZM177 117V116H176ZM175 116H174V118H176ZM178 117H179V114H178ZM177 117V118H178ZM248 117V118H247ZM253 117L254 118H257L258 119V121H260L261 122V124H259V122L258 121H255V123L253 122ZM173 118V117H172ZM87 119H91V118H87ZM208 119H209V121H208ZM134 120V119H133ZM158 120V121H157ZM172 120H174V119H172ZM176 120V119H175ZM174 120V121H175ZM180 120H181V118H180ZM180 120H178V121H180ZM183 120V119H182ZM140 121V120H139ZM153 121H155V120H153ZM177 121V120H176ZM217 121V122H216ZM133 122V121H132ZM141 122V121H140ZM167 122V121H166ZM184 122V121H183ZM185 122V123H186ZM212 122H214V121H211V123ZM258 122V123H257ZM133 123H135V122H133ZM153 123H155V122H153ZM165 123V122H164ZM169 123H170V121H169ZM168 123V125L169 126H171L170 124ZM172 123V122H171ZM219 123H221V124H219ZM88 124H90L91 125V122L90 121H88ZM93 124V123H92ZM143 123H141L140 125H142ZM167 124V123H166ZM191 122H189V124L186 126V125H184L183 124V126L184 127H182V125L181 124H179V126H181L182 128H183V130H187V131H189V132H185V133H189L188 135H190V133H191ZM159 125V124H158ZM157 125V126H158ZM163 125V121H162V124H161V126ZM165 125V124H164ZM176 125H178V123L176 124ZM217 125V126H218ZM260 125V126H259ZM160 126V127H161ZM174 126H175V123H174ZM190 128H189V127ZM209 126H213L212 124L211 125H209ZM209 126H208V129L207 130H210V129H212V130H210V132L208 131H205V132H207L208 134V136H207V139H205L204 137H202L203 139H205L206 141L207 140H210V141H207L206 143L208 144V146L210 145V143H212V145L214 144V142H215V146H214V148L212 149L211 147H213L212 145H210L211 147H210V150L212 151H215L214 149H216V148H218V147H216V146H219V144H220V146L221 145H224V144H221V140H223V138H221V139H219L217 136H216V131L217 130H219V129H217L216 131L214 130V128L216 129V128H218L217 126L216 127H214V128H209ZM260 128H259V127ZM178 128V126H175L174 128ZM193 127V126H192ZM204 127V128H203ZM263 127V128H262ZM142 128V127H141ZM174 128H170L171 129V131H172V129H174ZM176 128V129H177ZM181 128V129H182ZM185 128H187V129H185ZM262 128V129H261ZM162 129V128H161ZM189 129V130H188ZM194 129H195V127H193L192 128V133H194L195 131H194ZM165 130V129H164ZM163 130V132H165ZM199 130V128L197 129V131ZM213 130L215 131V132H213ZM175 131V133H176V130H174ZM177 131H179V133H180V131L181 130H177ZM196 131V133H198V134H201V132L200 131H198L197 132ZM221 131V130H220ZM263 131V132H262ZM25 132V131H24ZM29 132H31L30 130H29ZM162 132V133H163ZM168 132H170L169 130H168ZM200 132V133H199ZM204 132V131H203ZM23 133V132H22ZM87 133H88V130H87ZM166 133V132H165ZM182 133H183V131H182ZM181 133V134H182ZM192 133H191V135H192ZM218 133V132H217ZM219 133H222V132H219ZM222 134L223 135V137H225V135L226 134ZM231 133H229V134H231ZM174 133L172 132V135H173ZM195 134V133H194ZM211 134V135H210ZM20 135V134H19ZM25 135V134H24ZM29 134H27V137H30V135L28 136ZM165 135H168V134H164V136ZM184 135V134H183ZM186 135V134H185ZM187 135V136H188ZM203 135H204V133H203ZM218 135V134H217ZM221 135V134H220ZM228 135V134H227ZM233 135V136H234ZM21 136V135H20ZM26 136V135H25ZM24 136V137H25ZM161 137H162V135H160ZM232 135H231V137H233ZM189 137V136H188ZM188 137H186V138H188ZM196 137H198V136H196ZM209 137V138H208ZM231 137H229V138H231ZM20 138H22V137H20ZM214 138H217V139H219V141H220V143L217 145L216 144V142H217V140L215 141V139ZM228 138V137H227ZM235 138V137H234ZM236 138V139H237ZM18 139V138H17ZM6 140V139H5ZM4 140V141H5ZM7 140H8V138H7ZM140 140H142V139H140ZM213 140V141H212ZM231 140H233L232 138H231ZM146 140L145 139H143V141H142V145H141V147H139V148H136V149H133V151H132V149L129 151L130 152V154L127 152V154H129V155H125L124 156V154H123V156H124V158H123V160H122V162H121V165H123V164H129V163H132V162H136V160H140V158L141 157H144V153H146V151H147V149H148V147H149V151L150 150H152L153 148H151V146L153 147V145H150L149 144V142H145ZM224 142V141H223ZM227 142H229V141H227V139H226V143ZM237 141H235L234 143H236ZM264 141H262V143H263ZM150 145H148V144ZM161 143H162V141H161ZM160 143V144H161ZM199 145H198V144ZM218 143V142H217ZM231 143V142H230ZM230 143H228L229 145H230ZM163 144L165 145V144H167V143H164L163 142ZM163 144L162 145H160V146H163ZM194 145H196L197 147H199L200 146V142H195V143H193ZM193 144H191L192 146H193ZM237 144L239 145L240 143H238L237 142ZM243 144V143H242ZM206 145V144H205ZM236 145V144H235ZM167 146V145H166ZM195 146V147H196ZM207 146V145H206ZM232 146V145H231ZM234 146V145H233ZM241 146V145H240ZM155 147V146H154ZM189 147H191L190 145L188 146V148ZM194 147V146H193ZM193 147H191V149H188L189 150V152H190V150H192V148ZM222 147H224V146H222ZM225 147H230V146H226L225 145ZM238 147V146H237ZM151 148V149H150ZM156 148H157V146H156ZM156 148H154V149H156ZM164 148H165V146H164ZM207 149H208V147H206ZM220 148V147H219ZM239 148V147H238ZM166 149V148H165ZM196 149V148H195ZM224 148H222V150H223ZM231 149H232V147H231ZM230 149V150H231ZM235 148L233 147V150H234ZM242 149V148H241ZM240 149V151H239V153L242 151ZM220 150V149H219ZM218 150V151H219ZM225 150V149H224ZM229 150V151H230ZM233 150H231V152H232V154L231 155H233ZM148 151V152H149ZM157 151V150H156ZM207 151V150H206ZM211 151H208V152H211ZM218 151H215V152H218ZM147 152V153H148ZM155 152V151H154ZM158 152V151H157ZM185 152V151H184ZM183 152V153H184ZM188 152V151H187ZM186 152V153H187ZM208 152H206V153H208ZM220 152V151H219ZM219 152L218 153H215L216 154V156H219L220 154H219ZM237 152V151H236ZM27 153V152H26ZM146 153V154H147ZM186 153H184V154H186ZM191 153H192V155H193V153H195V151L193 150V152L191 151ZM214 153V152H213ZM228 152H226L225 153V155L227 154ZM229 153L227 154V155H229ZM126 154V153H125ZM217 154H219V155H217ZM222 155H224L223 153H221ZM235 154H238V153H235ZM191 155V154H190ZM207 155H209V154H207ZM207 155H206V157H207ZM122 156V155H121ZM121 156H120V158H121ZM186 156H189V153H188V155H186ZM185 155L183 156L182 155V158L184 157H186ZM194 156V155H193ZM210 157L208 158V159H210V158H212V156H211V154L209 155ZM216 156H214V157H216ZM230 156V155H229ZM228 156V157H229ZM235 156V155H234ZM238 156H240V155H238ZM262 156V155H261ZM260 156V157H261ZM233 157V156H232ZM263 157V156H262ZM23 158L25 159V157L23 156ZM26 158H28V157H26ZM188 158V157H187ZM190 158V157H189ZM192 158V157H191ZM188 159V162L190 161V160H192V159ZM236 158H237V155H236ZM245 158H246V160H247V158L250 160V161H248L247 160V162L245 161ZM257 158V157H256ZM256 158L253 160L254 162H256L255 160H256ZM259 158V157H258ZM23 159V160H24ZM142 159V158H141ZM229 159V158H228ZM232 159V158H231ZM26 160V159H25ZM119 160V159H118ZM121 160V159H120ZM120 160H119V162H120ZM187 160V159H186ZM206 160V159H205ZM233 160H234V158H233ZM258 160V159H257ZM260 160H261V163L260 164H262L263 163V165H264V162H262V158H260L259 159V161H257V162H260ZM22 161V160H21ZM28 161V160H27ZM246 162V164L244 163V162ZM252 161V162H253ZM23 162V161H22ZM118 162V163H119ZM192 162V161H191ZM204 162V161H203ZM243 162V163H242ZM256 162V166H257V164H259V163H257ZM189 164H190V162H189ZM226 164V163H225ZM224 164V165H225ZM233 164V165H232ZM245 164V166L244 167H246V168H244L243 167V165ZM252 164V165H251ZM191 165V164H190ZM195 166V164L193 163L192 164V167H194ZM241 165V166H240ZM260 166L259 165V167L257 166V168L254 166V168H255V170H259L261 173H262V175H260V173L259 172H254L255 170H253V169H251L252 167H250V170L248 169V170H246V172H245V175H244V177L245 176H247L246 174L248 173V172H253L254 173V176H252V178H251V180H253L251 183L253 184V182L254 183H258V185H261V184H263L262 186L264 187V183L263 182H261V181H263L264 179V170L262 169V168H264V166ZM197 166V165H196ZM195 166V167H196ZM55 166H53V168H54ZM61 167V166H60ZM194 167V168H195ZM198 167V166H197ZM241 167H242V169H241ZM52 168V169H53ZM57 168V166L55 167V169ZM225 168V167H224ZM223 168V169H224ZM240 168V169H239ZM55 169H53V171H55ZM197 169V168H196ZM261 169V170H260ZM60 170V169H59ZM237 170V171H236ZM263 170V171H262ZM235 171L236 172H238V171H241L240 173L238 172L236 175H235ZM248 171V172H247ZM56 172V171H55ZM244 172H243V174H244ZM225 173V172H224ZM256 173V174H255ZM221 174V173H220ZM257 174H259L258 176H257V178H258V180L260 179V177L261 176H263V178L261 177V180H260V182H257V179H256V176L255 175H257ZM222 175V174H221ZM238 175V176H239ZM248 176H249V174H248ZM247 176V177H248ZM251 176V175H250ZM260 176V177H259ZM183 177V176H182ZM187 178H189L190 176H186ZM232 177V179H235V182L234 181H232L233 182V185L235 184V186L234 187H232V188H236V186H238L239 185V182L242 184V181H244V180H248V178H246V179H239L240 181L239 182H237L236 181V179H238V178H240V176L239 177H235V178H233ZM256 179V182L254 181L255 179ZM192 178V180L194 181V182H196V184H198V182H199V186H196V185H193V184H195L194 182H193V184H189V185H193L192 186V188L191 187H189V185H188V188H191L192 189V192H194L195 193V191L196 190H198L197 192L199 193V195L200 194H202V189L203 188H201V186H200V181H201V179H195V178H193V177H191ZM218 178H220V176L218 177ZM218 178H215V180H211V182H217L218 181ZM242 178V177H241ZM190 179V178H189ZM217 179V180H216ZM192 180L190 181V182H192ZM196 180V181H195ZM202 180H204V179H202ZM242 180V181H241ZM250 180V181H251ZM183 181V180H182ZM207 181V180H206ZM205 180H204V188H205V182H206ZM250 181H248V183H250ZM210 182V181H209ZM182 183V182H181ZM184 183V182H183ZM183 183H182V185H183ZM206 183H208V181L206 182ZM219 183H220V181H219ZM212 184H214V183H211V188H212V190L210 191V189L208 190L207 188H206V191H207V193L206 194H208V191L209 192H212L213 190H214V188H216V187H212L213 185ZM230 184H228L227 186H229ZM237 184V185H236ZM256 184H253V185H255V187L256 188H258V189H260V187L261 186H259V187H257L256 186ZM210 184L208 183V185L207 186H209ZM216 185H217V183H216ZM220 185H219V187H220ZM186 186V185H185ZM184 186V187H185ZM194 186L195 187H198V188H196L195 190H194ZM218 186V185H217ZM230 186H232V185H230ZM252 186V185H251ZM221 187V188H222ZM253 187V186H252ZM251 187V188H252ZM255 187L253 188L254 190H255ZM262 187V188H263ZM187 188V187H186ZM200 188H201V190H200ZM218 188V187H217ZM221 188H220V190H221ZM226 188H228V187H226ZM223 189H224V187H223ZM230 188H228V190H229ZM219 189L218 190H216L215 192L217 193V191H220ZM235 190L236 189H234V193H235ZM189 191V190H188ZM205 191V190H204ZM232 191V189H230V193H232L231 192ZM256 192L255 193H257V190H255ZM263 192H264V190H262ZM221 192H222V190H221ZM226 192V191H225ZM259 192H261L260 190H258V193ZM263 192H261L260 194H262ZM198 193L196 194V195H198ZM213 193V192H212ZM212 193H209L208 195H210V197L209 198H211V195H212ZM215 193V194H216ZM228 193V192H227ZM226 193V195L227 196H229V195H231L230 193H229V195ZM234 193H232V194H234ZM203 194H204V192H203ZM202 194V195H203ZM206 194H204V196L206 195ZM214 194V193H213ZM192 195H193V193H192ZM195 195V194H194ZM221 195H223V192L221 193ZM224 195H225V193H224ZM201 196V195H200ZM214 196V195H213ZM217 196L219 197V195L217 194ZM226 196V197H227ZM197 197V196H196ZM195 197V198H196ZM203 197V196H202ZM201 197V198H202ZM207 197V196H206ZM205 197V198H206ZM223 197V196H222ZM221 197V198H222ZM233 197V196H232ZM199 198V197H198ZM203 199V198H202ZM201 199V200H202ZM229 199V198H228ZM207 200H209V199H207ZM220 201H221V199H220ZM224 201H225V199H224ZM229 202H231L230 200H229ZM228 201H227V203H229ZM232 202H234V200L232 201ZM227 203H225V204H227ZM221 204V203H220ZM230 204V203H229ZM233 204V203H232ZM234 204H235V202H234ZM222 206H223V202H222V204H221ZM237 207V209L235 210V208ZM236 207H235V205H234V208H233V211H235V212H237L238 211V206H237V204H236ZM264 213V212H263ZM229 214H230V216L228 217V218H230L231 216H232V211H231V213L229 212ZM225 215H226V213H225ZM263 215V214H262ZM237 216V215H236ZM236 216H234V218L236 217ZM226 217V216H225ZM239 217V216H238ZM237 217V218H238ZM236 218V219H237ZM226 220H229V219H227V217L225 218ZM224 219V220H225ZM238 220V219H237ZM236 220V221H237ZM239 220H240V217H239ZM225 222H227V221H225ZM230 222V221H229ZM235 222V221H234ZM233 222V223H234ZM236 223V222H235ZM230 224V223H229ZM227 225V227L229 226L228 224H226ZM233 226V225H232ZM230 227H231V225H230ZM240 226L238 225V228H239ZM231 228H234V227H231ZM238 228H237V230H238ZM241 228V227H240ZM215 229H216V225H215ZM250 228H245V229H242V230H240L239 229V231L241 232V231H243V234H244V232H245V236H246V234L247 233H250L251 234V231L249 230ZM231 230V229H230ZM229 230V231H230ZM245 230H248L249 232H246ZM231 232V231H230ZM240 232L238 233V231L237 232H233L232 231V233H234L235 235H238V234H240ZM229 233V232H228ZM253 233V232H252ZM233 234V236L232 237H234L235 235ZM250 234H247V238L246 239H248V240H250L251 239V237H253L252 235H250ZM228 236V235H227ZM240 236V235H239ZM251 236V237H250ZM254 236H256V235H254ZM230 238V237H229ZM237 238H238V236H237ZM239 238H242V240L241 241H239L240 239H238V241H237V239H236V244L238 243L239 245H241L240 244V242L242 243V241H243V239H245L243 236H240ZM250 238V239H249ZM253 238H255V237H253ZM252 238V239H253ZM256 238H257V242L259 243V241H258V237L256 236ZM256 238H255V241H256ZM235 238H233V240H234ZM251 239V241L253 242L254 241V239L252 240ZM227 240V238H225V241ZM247 240V241H248ZM259 240H260V243L261 242H263L264 243V241L262 240V239H260L259 238ZM262 240V241H261ZM232 241V240H231ZM245 241L246 240H244L243 242L244 243H242V245H247V243L248 242H246L245 243ZM208 242V241H207ZM214 242V241H213ZM227 242H229V240H227ZM233 242V241H232ZM250 242V241H249ZM256 242V246L258 245H260V244H258ZM209 243V242H208ZM206 244L205 245V243H204V246H203V249H200L202 246H200V248H198L199 250H196V252L194 253V255H192V257L190 258V261H189V263L190 264H237L236 263V261H234V259H232V256L231 255H227L226 254V252L225 253H223V248L221 249L220 248V245L217 247V246H213V243L212 244ZM211 243V242H210ZM217 242H214V244H216ZM221 243V242H220ZM255 243V242H254ZM218 244H219V242H218ZM217 244V245H218ZM223 244V243H222ZM237 244V245H238ZM261 247L260 248H258L257 249V247H254V248H256L257 249V251L259 252V254L262 256V257H260L259 256V254H258V259H257V257H254V254H252L253 255V259L255 258V263H253L254 261L253 260H251L252 258H250L249 256L250 255H248V257L250 258L249 260H251V261H253V262H251V261H249L248 259H246L245 257H244V255H243V257L245 258V261L243 260L244 258L243 257H241L240 255H241V253H242V250H244V247H243V249H241L240 251H241V253H237V254H239L237 257H239V260H238V264H264V253H262V252H264V248H263V244L261 243ZM234 246H235V243H234ZM253 246V245H252ZM252 246H250V247H252ZM140 247V246H139ZM146 247V246H145ZM222 247V246H221ZM249 246H247V247H245V249H247ZM135 248H137V247H135ZM149 248V247H148ZM239 247L237 246V248H236V252H240V251H237V249H238ZM241 248H242V246H241ZM139 249V248H138ZM240 249V248H239ZM253 249V248H252ZM252 249H251V251H252ZM137 250V249H136ZM142 250V247L140 248V250L138 251H134V253H137V252H140ZM146 249L144 248V250H142V251H145ZM151 250H152V248H151ZM149 251V249H147L146 251H149V252H152V251ZM225 250V249H224ZM247 250H250V249H247ZM254 250V249H253ZM142 251H141V253L140 254H134L133 253V251H131L130 253L132 254V255H130V254H128V256H125L124 257V259L123 258H120V257H118L119 259L118 260H114V263L115 264H155L154 263V259H155V257H153V255H151V253H150V255L149 254H145V252H143L144 254H142ZM199 251V252H198ZM149 252H147V253H149ZM244 252H248V251H244ZM254 252V251H253ZM252 252V253H253ZM262 254H261V253ZM228 253V252H227ZM248 253H250V252H248ZM154 254V253H153ZM245 254H247V253H245ZM251 254V253H250ZM257 254V253H256ZM155 256V255H154ZM229 256H231V257H229ZM115 259H117V258H115ZM237 259V258H236ZM263 259V260H262ZM122 260V261H121ZM189 260V259H188ZM249 262H248V261ZM257 260H258V262H257ZM157 261V260H156ZM159 261V260H158ZM113 264V263H112ZM157 264V263H156ZM159 264V263H158Z\"/></svg>",
    "mask_w": 264,
    "mask_h": 264
}]
</instances>
